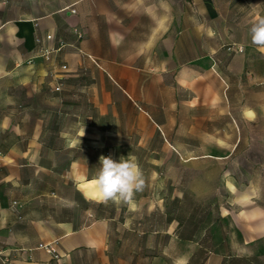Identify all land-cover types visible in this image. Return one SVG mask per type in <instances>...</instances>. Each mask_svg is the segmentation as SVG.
<instances>
[{"label":"rangeland","instance_id":"374dc122","mask_svg":"<svg viewBox=\"0 0 264 264\" xmlns=\"http://www.w3.org/2000/svg\"><path fill=\"white\" fill-rule=\"evenodd\" d=\"M208 1L159 6V58L149 49L141 54L148 59H122L139 55L140 44L90 40L89 49L113 58L105 63L119 87L95 59L77 54L79 29L63 20L76 0H0V124L11 118L0 126V189L18 200L9 212L21 227L38 239L43 226L55 237L61 222L101 223L105 264H264V50L248 30L264 16V0H211L213 12L204 10ZM92 5L81 12L95 15ZM137 14L117 16L128 23ZM43 17L59 24L62 45L50 59L38 54ZM164 105L173 108L161 130ZM101 156L136 157L145 188L134 205L78 190ZM60 261L54 252L50 264ZM73 264L102 257L79 251Z\"/></svg>","mask_w":264,"mask_h":264},{"label":"crops","instance_id":"0c3cea01","mask_svg":"<svg viewBox=\"0 0 264 264\" xmlns=\"http://www.w3.org/2000/svg\"><path fill=\"white\" fill-rule=\"evenodd\" d=\"M91 1L92 11L95 13L89 17L81 12V7L87 2ZM96 1L102 2V6L98 9L94 4ZM75 13L70 10L65 11L64 22L68 24H75L78 31L81 33V40L76 44L77 54H84L85 56L95 59V64L108 75L115 84L119 87L121 79L113 72V70L105 62L113 61L112 57L103 55L99 50L89 49L87 43L92 40L106 42L111 45L112 36L120 43H139V55H126L122 59H148L147 55H141L149 49L155 50L156 58H159V40L166 32L161 31L160 24L165 23V19L159 21V6L165 10L172 11L173 7L168 4L167 0H76ZM167 3V4H166ZM189 4L187 7L193 10ZM162 9V10H164ZM205 11L213 12L215 7L212 1L209 0L204 8ZM119 12H135L139 13L128 22L125 23L123 18L117 16ZM41 18L40 16H37ZM40 22L42 29V40L47 33H51L54 39L49 43L45 41L44 44L55 45L60 39L59 24L51 17H43ZM97 21V25H89V21ZM169 20V19H168ZM170 22V21H169ZM167 22L166 27L172 26ZM110 24V26L106 25ZM95 27V30H92ZM57 35V36H56ZM57 39V40H56ZM117 46V45H115ZM98 62H97V61ZM129 69L133 66L125 65ZM61 68V65L59 66ZM138 69V67H134ZM141 69V67H139ZM183 79V78H182ZM185 81V79H183ZM176 82H180V77H176ZM180 84V83H179ZM127 87L125 86V89ZM163 111H159V120L157 124L159 129L163 130L165 127L164 114L166 110H171L173 107L164 105ZM168 108V109H167ZM11 123V118L3 116L0 126L5 128ZM18 129V126H17ZM26 151L22 152V156H26ZM12 158L1 162L2 165L9 164ZM0 180H3L1 178ZM0 251L3 254L0 257V264H50L54 252L61 257L60 263L73 264L75 255L79 251L97 250L102 257V264L108 261V234L103 229L101 223H93L83 228H75L71 222L58 223V228L61 230L55 237H52L51 231L47 232L43 226V236L36 238V233L30 229L29 226L21 227L18 221H15L13 214L9 212L13 201L17 199L5 200L3 197V190L0 189ZM18 203V202H17ZM10 235L11 239H5V235ZM47 247H52L54 252L47 251ZM3 257V258H2Z\"/></svg>","mask_w":264,"mask_h":264},{"label":"clouds","instance_id":"9594fccd","mask_svg":"<svg viewBox=\"0 0 264 264\" xmlns=\"http://www.w3.org/2000/svg\"><path fill=\"white\" fill-rule=\"evenodd\" d=\"M251 42L264 50V16L257 17L249 26ZM209 35L212 32L209 31ZM100 166L89 181L93 186L92 197L101 203L134 205V198L145 188V178L135 156L121 158L101 156Z\"/></svg>","mask_w":264,"mask_h":264},{"label":"built area","instance_id":"2783aa9c","mask_svg":"<svg viewBox=\"0 0 264 264\" xmlns=\"http://www.w3.org/2000/svg\"><path fill=\"white\" fill-rule=\"evenodd\" d=\"M70 12L71 13H75V9L72 8L70 9ZM77 33V36L80 37L81 36V33L79 31H76ZM44 39L49 43L50 41H52L54 39V36L51 34V33H47L45 36H44ZM37 41H39V39H37ZM58 42H60V45L57 46V48L54 47V45H49V44H44V45H40L39 49H38V54L39 56H44L45 59H50L51 58V54L60 49V46L62 45L61 43V40H58ZM61 68L62 69H65L66 68V65L65 64H62L61 65ZM59 86L56 85L54 87V90H59ZM17 204L16 201H13L12 203V206H15ZM47 251H51V252H54V249L52 247H47Z\"/></svg>","mask_w":264,"mask_h":264},{"label":"bare ground","instance_id":"6f19581e","mask_svg":"<svg viewBox=\"0 0 264 264\" xmlns=\"http://www.w3.org/2000/svg\"><path fill=\"white\" fill-rule=\"evenodd\" d=\"M250 113H253L252 111L249 110ZM249 113V114H250ZM252 115V114H251ZM108 131V130H107ZM111 132V131H109ZM100 133V132H99ZM106 134V133H105ZM108 134V133H107ZM102 139V138H101ZM93 177L90 178H85L82 179L78 182L77 184V188L78 190H80L83 194L84 197L89 198V199H94L92 197V193L94 191L93 186L89 183V181L92 179ZM96 200V199H94Z\"/></svg>","mask_w":264,"mask_h":264}]
</instances>
